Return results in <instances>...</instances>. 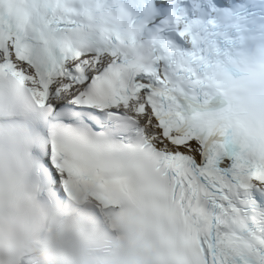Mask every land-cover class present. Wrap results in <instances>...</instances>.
Returning a JSON list of instances; mask_svg holds the SVG:
<instances>
[{
  "label": "snow or ice",
  "instance_id": "6c2138e0",
  "mask_svg": "<svg viewBox=\"0 0 264 264\" xmlns=\"http://www.w3.org/2000/svg\"><path fill=\"white\" fill-rule=\"evenodd\" d=\"M33 175L123 264H264V0H0V187Z\"/></svg>",
  "mask_w": 264,
  "mask_h": 264
},
{
  "label": "clouds",
  "instance_id": "9594fccd",
  "mask_svg": "<svg viewBox=\"0 0 264 264\" xmlns=\"http://www.w3.org/2000/svg\"><path fill=\"white\" fill-rule=\"evenodd\" d=\"M118 232L72 198H51L39 177L0 187V264H123Z\"/></svg>",
  "mask_w": 264,
  "mask_h": 264
}]
</instances>
